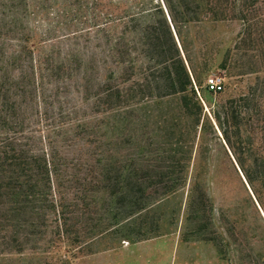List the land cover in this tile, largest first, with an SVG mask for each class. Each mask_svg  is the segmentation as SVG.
Instances as JSON below:
<instances>
[{
  "label": "trees",
  "instance_id": "obj_1",
  "mask_svg": "<svg viewBox=\"0 0 264 264\" xmlns=\"http://www.w3.org/2000/svg\"><path fill=\"white\" fill-rule=\"evenodd\" d=\"M49 1H37L33 11L43 18L41 25L48 22L41 35L24 26L28 0L0 4V75L10 77L13 66L19 71L14 78L37 89L47 79L71 81L69 88L88 108L85 120L70 122L63 153L27 143L17 117L0 108V254L47 242L52 228L51 242L81 249L124 225L137 226L136 215L146 216L181 191L192 214L212 213L211 188L199 176L157 178L160 165L148 164L147 177H140L129 148L120 162L118 111L125 109L129 122L134 110L146 113L165 100L176 102L183 119L167 156L177 157V170L187 172L198 149L200 160L210 149V128L245 188L264 206V0ZM228 20L239 21L241 29L219 68L234 79L235 91L207 108L199 96L200 36L194 30ZM12 41L19 43L16 49L9 48ZM107 216L112 217L105 223ZM146 227L140 238L162 232L158 224Z\"/></svg>",
  "mask_w": 264,
  "mask_h": 264
},
{
  "label": "rangeland",
  "instance_id": "obj_2",
  "mask_svg": "<svg viewBox=\"0 0 264 264\" xmlns=\"http://www.w3.org/2000/svg\"><path fill=\"white\" fill-rule=\"evenodd\" d=\"M3 1L0 0V4ZM37 1L28 0L30 14L24 26L41 35L49 25L48 22L41 25L43 18L40 14H33ZM20 2L17 0V3ZM52 12V15L56 14V11ZM51 24V27L56 25ZM240 29L239 21L228 20L207 22L194 30L200 36L197 42L200 56L198 72L203 78V88L199 96L207 108L225 100L235 91L234 79L225 77L219 67L226 52L233 48ZM59 34L56 33V36ZM11 44L9 48L16 49L19 43L12 41ZM34 44L31 41L29 46ZM9 72L10 77L0 75V108L4 113L17 117L22 125L19 136L27 143L34 144L37 149L55 146L63 153L65 143L62 139L71 127L70 122L75 117L85 120L81 116L87 111L88 104L83 102V96L69 88L71 81L68 80L47 79L37 89L33 82L14 78L19 74L15 67L11 66ZM214 76L224 81L225 87L221 92L211 93L207 89L208 79ZM254 77L246 76L241 84L246 85ZM176 107L175 101L155 103L146 113L134 110L129 122L125 118V109H120L116 118L120 162L124 164V156L128 153L126 148H129V162L135 161L133 167L139 170L137 174L140 177H147L148 164H151L150 168H154V164L160 165L158 172L153 173L157 178L188 175L190 179L199 176L211 188L207 199L214 206L212 213L192 214L186 208L187 194L181 191L171 196L161 208L143 212L146 216L136 215L137 226L124 225L121 232L110 231L81 249L76 244L70 247L64 242H51L52 228L49 230V241L27 245L22 251L7 249L9 251L0 254V264H152L156 257L152 248L157 245L168 252L170 264H264V206L257 204L249 186L248 190L245 188L223 149L222 141L209 128L210 149L200 160L199 148L187 172L177 170V157L167 158L169 150L176 148L175 142L183 126ZM168 109L173 114H165ZM168 134L172 137L169 140ZM142 145L146 146L148 155L145 159H140L144 152ZM172 168L175 171L169 174ZM111 217L107 216L105 223ZM148 224L160 225L162 232L140 238L138 232H145Z\"/></svg>",
  "mask_w": 264,
  "mask_h": 264
},
{
  "label": "crops",
  "instance_id": "obj_3",
  "mask_svg": "<svg viewBox=\"0 0 264 264\" xmlns=\"http://www.w3.org/2000/svg\"><path fill=\"white\" fill-rule=\"evenodd\" d=\"M152 250L153 253L156 254L155 260L152 264H170L168 252L162 250V246H153Z\"/></svg>",
  "mask_w": 264,
  "mask_h": 264
},
{
  "label": "built area",
  "instance_id": "obj_4",
  "mask_svg": "<svg viewBox=\"0 0 264 264\" xmlns=\"http://www.w3.org/2000/svg\"><path fill=\"white\" fill-rule=\"evenodd\" d=\"M207 85H208L210 90H212L216 93L221 92L225 87L223 79L218 77V76H214V77L209 78Z\"/></svg>",
  "mask_w": 264,
  "mask_h": 264
},
{
  "label": "water",
  "instance_id": "obj_5",
  "mask_svg": "<svg viewBox=\"0 0 264 264\" xmlns=\"http://www.w3.org/2000/svg\"><path fill=\"white\" fill-rule=\"evenodd\" d=\"M256 200V199H255ZM257 204H258V202H257Z\"/></svg>",
  "mask_w": 264,
  "mask_h": 264
}]
</instances>
